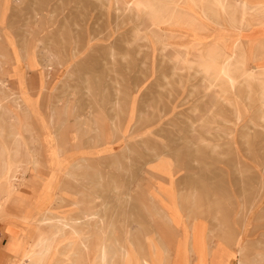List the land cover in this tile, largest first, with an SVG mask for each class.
Instances as JSON below:
<instances>
[{
	"label": "rangeland",
	"instance_id": "1",
	"mask_svg": "<svg viewBox=\"0 0 264 264\" xmlns=\"http://www.w3.org/2000/svg\"><path fill=\"white\" fill-rule=\"evenodd\" d=\"M131 1L119 0L122 10ZM135 1L137 6L150 3L172 14L162 27L166 44L183 48L204 40L221 46L244 43L251 49L264 45V0H227L228 13L222 15L216 4L205 2L215 22L198 9L204 0ZM244 1L254 16L241 22L236 9ZM109 2L0 0V89L5 79L9 96L2 103L16 118L15 126L0 123V132L5 133L0 138V153L11 162L21 157L19 173L24 178L20 184L7 183L15 177L0 179L6 181L1 183L5 189L16 186L4 201L0 231L7 236L14 220L24 222L14 238L15 253L9 254L11 264L17 261V249L32 239L40 219L49 218L50 224H56V215L78 218L84 213L81 210L91 212L108 200L112 203L105 206V223L116 225L115 239L123 242V229L134 227L137 255L132 264L141 256L146 264H157L161 251L154 248L150 228L143 227L142 233L136 229L138 219L149 224L139 203L145 195L130 189L143 177L161 195V212L172 219L170 225L159 219L153 222V228L170 241L171 264H264V179L256 168V151L261 154L264 148L259 122L254 117L255 131L245 136L251 125L245 122L248 117L235 96L237 103L228 110L235 114L227 118H244L234 133L236 140L194 145L197 138L191 140L190 123L206 112L199 78L187 71L173 72L160 54L164 43L152 35L148 45L143 34L131 44L133 23L109 9ZM7 59L13 62L6 65ZM259 96L253 92L251 102L257 103ZM16 100L29 106L30 118L18 109ZM21 122L30 131L22 130L23 136L12 140L7 133L19 130ZM213 128L205 127V133L213 137ZM252 137L248 147L245 140ZM127 141L133 147L128 158L121 153ZM98 179L102 187L92 188L90 181ZM113 182L118 186L116 193L110 189ZM78 192L88 199L95 192L101 197L94 204L76 206ZM127 192L132 201L124 203ZM19 204L25 214L9 211ZM51 204L58 205L59 211L52 212ZM80 239L66 233L55 244L56 259L49 261L68 264L63 253L78 251ZM100 239L94 232L88 245ZM121 262L116 258L114 264Z\"/></svg>",
	"mask_w": 264,
	"mask_h": 264
},
{
	"label": "bare ground",
	"instance_id": "2",
	"mask_svg": "<svg viewBox=\"0 0 264 264\" xmlns=\"http://www.w3.org/2000/svg\"><path fill=\"white\" fill-rule=\"evenodd\" d=\"M227 0H204L198 6V9L210 21H216L213 16L205 8V2H212L219 7V14L228 13ZM229 1V0H228ZM232 0L230 3H232ZM102 3L104 1H101ZM175 2V0H171ZM234 6V5H231ZM109 9H113L116 14L126 15L127 21L133 23L134 34L131 35L130 43H137V39L140 35H144L147 40L145 45H148L150 40L148 36L152 35L156 40L160 42H165L162 35V27L167 24L172 14L168 11L164 12L150 3H142L139 6L136 5V1L133 0L130 3L127 2L124 10L119 3V0H110L107 4ZM236 13L241 22L253 17V12L249 9L247 1H244L242 7L236 9ZM224 17V15L222 16ZM218 22V21H217ZM219 23V22H218ZM220 24V23H219ZM243 45L238 46L234 42H229L228 44L218 45L215 42H206L204 40H199L197 42H191L182 47L173 44L172 42L164 43L161 49V56L166 58L172 66L173 72L178 71L180 73L187 71L189 73L195 74L199 78L198 90L202 93V102L205 104V114L200 118L191 121L190 132L192 134L191 140L196 139L194 145L198 147L210 146L211 140L218 141L224 140L225 144H230L234 137V133L239 130L237 127L240 122L244 121L243 117H237L235 120L227 118L228 114H235L231 110L235 102V96L240 101L238 104L242 106L245 110L243 115L247 116L248 119L245 121L248 127L245 136H251L253 131H255L254 117L259 122L262 128V133L264 134V45L258 48H249L248 45L242 43ZM251 51V52H250ZM111 56L114 57V50H111ZM257 58H262L259 63H255L254 60ZM8 62H13V59L6 60V65ZM6 80H1V95L0 98V123H13L15 126V113L10 108H6L2 103L5 96H9L5 89L7 87ZM18 92V91H17ZM14 93V94H17ZM253 92L260 94L257 103H252L250 96ZM86 93H91V88L86 87ZM125 103L128 104V100L125 99ZM16 106L19 107L21 111L25 112L26 119L31 117L29 114V106L25 104L24 101H15ZM124 103V104H125ZM117 106H119L117 104ZM129 109V104H128ZM226 108L227 111L225 110ZM66 114V113H65ZM42 117V116H41ZM45 121V120H44ZM232 123L233 125H230ZM115 124V123H114ZM215 126L213 128L216 134L212 135L205 133V127ZM30 126L26 123L20 125V129L16 132L11 131L8 137L12 140H19L22 136L23 131H30ZM244 128V127H243ZM3 132H0V138H4ZM212 137V138H211ZM128 139V138H127ZM252 138L248 141L245 140L246 145L252 143ZM129 140V139H128ZM234 141L236 138L234 137ZM236 147H239L235 145ZM249 150H251L249 148ZM167 151V150H164ZM256 151V150H254ZM121 153L124 157H130L133 154V147L130 141H127L124 145ZM169 153V152H166ZM256 161L257 170L260 177L264 179V148L260 154V151H256ZM261 155L262 159H259ZM158 158L157 154L153 156ZM9 159V158H8ZM155 160V159H153ZM20 165L14 167L11 164L7 171L4 173V177L16 179L12 181H7V183H21L22 176L20 175ZM77 166H81L80 164ZM18 167L17 169H15ZM142 171L149 173V169L146 166L142 167ZM24 177V175H23ZM146 177L136 180L135 186H130V189L139 191L141 194L145 195L144 199L139 200V203L144 206L145 218L149 221L144 223L143 220L138 219L136 229L139 233L143 232V227L150 228V236L153 239L154 248L159 249L161 254L157 258V264H171L173 258L171 257L172 248L169 245L170 241L168 237L161 231L153 228V222L157 219L167 222L169 225L172 221L170 216L161 212V207L159 202L161 201V195L157 196L150 181L146 180ZM4 182L0 180V213H5L3 210L4 201L10 197L11 190L15 189V185H8L6 189L4 188ZM1 183L2 184L1 186ZM90 184L93 187H102L101 179L92 180ZM10 187V188H9ZM116 193L118 186L113 182L110 188ZM7 190V191H6ZM141 190V191H140ZM161 190H164L161 188ZM157 191L160 192L159 189ZM164 192V191H163ZM6 193L2 198V194ZM79 199L75 202L76 206L83 204H94L96 199L100 198V194L95 192V196L83 197V192L77 193ZM119 196V194H117ZM88 199V200H87ZM124 203H129L132 201L131 193L127 192L123 197ZM112 203V200L104 202L100 207L92 210L91 212L84 211L82 216L75 217H65L61 216L56 221V224H50L48 222L49 218H42L38 222V228L35 229L32 239L28 242V245L24 246L19 254V260L17 264H52L51 255L54 253L55 244L57 240L64 237L66 233H73L75 236L81 237L80 247L78 251H70L68 253H63L64 257H67L68 264H114L116 258L121 259V264H132V258L136 257V250L134 249V227L127 226L123 229L122 233L125 237L123 242L115 239L116 230L113 222L111 224L105 223L107 215L105 210H107L106 205ZM113 217V216H112ZM94 232L100 234L101 239L96 240L93 245L89 244V238ZM11 237V236H10ZM240 246L242 240L238 243ZM129 246L133 248L131 251ZM187 252V250H186ZM66 263V262H65ZM246 262H242L245 264ZM137 264H146V259L141 256L137 260ZM240 264V263H239Z\"/></svg>",
	"mask_w": 264,
	"mask_h": 264
},
{
	"label": "crops",
	"instance_id": "3",
	"mask_svg": "<svg viewBox=\"0 0 264 264\" xmlns=\"http://www.w3.org/2000/svg\"><path fill=\"white\" fill-rule=\"evenodd\" d=\"M212 3V2H211ZM211 42V41H210ZM46 147L48 148V146L46 145ZM48 150V149H47ZM48 153V151H47ZM21 157H14L12 158V162H11V159H8L7 156H4L3 154L0 153V179H7L8 177H4V173L7 171L8 167L13 164L14 167L17 166V165H20V162H21ZM18 167H16L15 169H17ZM10 179V178H8ZM6 193L2 194V195H5ZM19 198V202H23L22 199ZM69 201H72V199H69ZM55 209H52V212H58L59 209H58V205L55 207V205L51 204V207H53ZM73 207H74V204H73ZM56 210V211H55ZM9 211H13V212H16L18 213V215H22V214H25L23 212H20L21 211V204L18 205L17 208H11L9 209ZM45 211V210H44ZM84 212V210H81ZM57 216V219L59 218L58 215ZM24 225V222L20 221V220H14V222H12V224H10L9 226L11 228H13V231L10 232V234H8L7 236L3 233V231L1 232L0 231V264H11V260H12V254L15 253V247L17 245L16 243V240L14 239L15 238V235L18 234V231H20V228H22L21 226ZM116 226V225H115ZM11 236V237H10ZM26 238H30V236L26 237ZM28 240V239H27ZM26 242H29V241H24V243ZM5 245V247H4ZM4 247V248H3ZM23 247H20L17 249V259L15 260H19V254L21 252ZM11 254V256L9 255ZM56 259V256L54 253H52L51 255V260H55ZM17 261L15 264H17ZM52 264H53V261H52Z\"/></svg>",
	"mask_w": 264,
	"mask_h": 264
}]
</instances>
